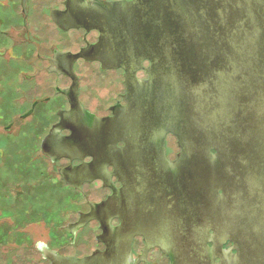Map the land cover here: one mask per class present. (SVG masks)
I'll use <instances>...</instances> for the list:
<instances>
[{"label": "water", "instance_id": "obj_1", "mask_svg": "<svg viewBox=\"0 0 264 264\" xmlns=\"http://www.w3.org/2000/svg\"><path fill=\"white\" fill-rule=\"evenodd\" d=\"M151 6L158 9L152 40L138 19ZM83 8L96 15L102 32L97 57L105 67L126 70L128 105L105 118L82 108L63 115L72 134L54 132L45 148L48 155L90 150L94 162L75 173L105 180L98 171L113 165L125 187L99 205L122 219L107 226L113 245L73 264H128L134 236L152 224L168 264H264V0H133ZM120 11L125 24L106 17ZM109 39L125 49L121 62L115 55L117 61L106 63L101 48ZM145 52L149 78L139 80ZM168 132L181 148L174 161L165 152ZM144 178L169 179L171 203L158 204L153 223L137 220Z\"/></svg>", "mask_w": 264, "mask_h": 264}, {"label": "flooded vegetation", "instance_id": "obj_2", "mask_svg": "<svg viewBox=\"0 0 264 264\" xmlns=\"http://www.w3.org/2000/svg\"><path fill=\"white\" fill-rule=\"evenodd\" d=\"M122 1L133 0H0V264H73L74 258L113 245L107 226L116 228L122 219L99 205L114 188L123 189L125 179L115 174L113 165L98 171L105 180L79 176L78 167L95 160L90 150L48 155L45 145L54 132L72 134L61 121L75 109L105 118L128 105L126 70L105 67L97 57L102 32L94 25L96 15L83 8L110 9ZM157 12L152 6L138 11L145 39H153ZM106 17L126 23L121 11ZM101 49L107 64L117 61L115 55L118 62L125 59L119 42L109 39ZM140 55L142 67L135 75L146 80L150 53ZM180 151L177 137L166 133L167 158L174 161ZM143 182L145 190L136 195L137 220L153 223L158 204L171 203L169 179ZM152 225L134 236L128 264L170 262L156 245L158 238L153 239L158 234Z\"/></svg>", "mask_w": 264, "mask_h": 264}]
</instances>
